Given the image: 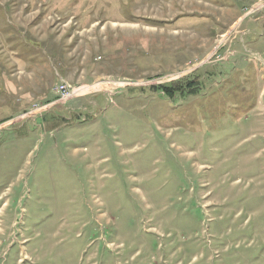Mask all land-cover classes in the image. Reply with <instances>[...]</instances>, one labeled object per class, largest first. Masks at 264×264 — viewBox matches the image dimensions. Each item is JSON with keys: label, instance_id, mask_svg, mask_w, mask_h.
Here are the masks:
<instances>
[{"label": "rangeland", "instance_id": "1", "mask_svg": "<svg viewBox=\"0 0 264 264\" xmlns=\"http://www.w3.org/2000/svg\"><path fill=\"white\" fill-rule=\"evenodd\" d=\"M0 264H264V0H0Z\"/></svg>", "mask_w": 264, "mask_h": 264}, {"label": "built area", "instance_id": "2", "mask_svg": "<svg viewBox=\"0 0 264 264\" xmlns=\"http://www.w3.org/2000/svg\"><path fill=\"white\" fill-rule=\"evenodd\" d=\"M81 91L73 88L66 82H61L56 87V94L58 96V99L63 102L70 101L71 99L75 98L80 94Z\"/></svg>", "mask_w": 264, "mask_h": 264}]
</instances>
